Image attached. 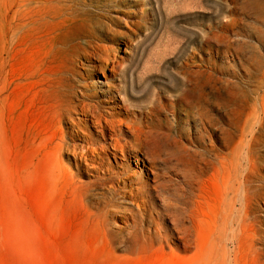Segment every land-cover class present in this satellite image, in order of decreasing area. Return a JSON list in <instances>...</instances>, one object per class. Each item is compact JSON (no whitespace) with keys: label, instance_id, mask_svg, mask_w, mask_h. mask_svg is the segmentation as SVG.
<instances>
[{"label":"rangeland","instance_id":"374dc122","mask_svg":"<svg viewBox=\"0 0 264 264\" xmlns=\"http://www.w3.org/2000/svg\"><path fill=\"white\" fill-rule=\"evenodd\" d=\"M106 48L111 70L87 76ZM263 73L264 0H0V264H204L209 248L220 264L222 246L264 264ZM113 82L120 110L101 102ZM84 103L164 147L73 158L103 143ZM190 108L212 119L200 140Z\"/></svg>","mask_w":264,"mask_h":264},{"label":"bare ground","instance_id":"6f19581e","mask_svg":"<svg viewBox=\"0 0 264 264\" xmlns=\"http://www.w3.org/2000/svg\"><path fill=\"white\" fill-rule=\"evenodd\" d=\"M235 22L236 21H232V20H221L218 24V30H217L218 33L227 32L228 27L233 25ZM209 31L212 32L213 29L209 28ZM227 51H229V50H227ZM104 53L105 54H104L103 67L100 65H97L95 63H90L88 66V71H86L87 76H92L98 72L101 73V75H103L104 73H106V70H109V71L111 70V67H112V59L110 58L111 51L106 48ZM122 72L125 75L124 70ZM109 77H113L115 79H118L112 73L109 74ZM189 81L190 80H186V83H189ZM263 84H264V73L261 75L260 81L255 80V87H259L260 85H263ZM119 88H120V85L113 82L111 84L110 88H108L106 90L104 89V91L102 92L101 102L102 103L115 104L116 108H118L119 110L126 107L127 102L125 101L126 104L125 103L120 104V101H118V99L116 98V95H114V92H115L119 97L121 96V92H120ZM79 92L81 93V95L86 96V94L84 92H82V90L81 91L79 90ZM75 98L77 99L78 95H75ZM91 108H92L91 105H89L88 103H84L83 113L87 117V120H89L91 122V126H93L95 128V130L98 132V134L101 136L103 143L99 140L98 141L99 143L97 142V147L93 146V144L90 143V146L87 149H85V152H83L82 149H80L77 145H71L72 147L70 149V154L73 158H79L78 153H80V157H83V158L87 154H89L90 158H93V157L97 158V155L101 154L102 151L104 152V150H106L107 152H109L113 156H117V154L119 153L122 156V158H124L126 156V154L127 155L132 154V157L134 158V162L136 163V162H139V160H140L138 154H136V153H137V151H139V152L141 151V146H143V145L144 146L148 145L150 147L153 146V148H156V150L158 148L161 149V147L163 146V144H162L163 142H161L160 139H158V138L154 139V141H152L153 143L151 145H149L150 140L148 138L149 135L147 134V132L142 127H139L136 123L130 124V123L125 122V124L123 125L122 122L120 123V121L116 119L117 117H116L115 111H110V112L105 111V113H101L100 111H98V107L95 106V109H97V113H96L95 110L93 111ZM190 109L193 110L192 108H190ZM262 112H263V110L261 108L260 113L262 114ZM192 115L196 116V119H197L196 121H198V123L200 124L199 125L200 128L197 129L198 130L197 131V133H198L197 140L198 139L200 140L201 137L204 135L202 133V130L207 135H208V133L212 132V129H211L212 119H210V117H208L206 114L202 113L199 110H197V111L193 110ZM67 119L70 121L71 127L80 124V122H76V120H74L70 114L67 115ZM193 119H195V118H193ZM83 122H84V124H86L87 121H83ZM123 127H125L126 129L124 130ZM222 130H223V133H225L224 129H222ZM124 134H128V136H130L134 139L136 148L132 147L130 149V148H128V144H130V142H128V141L122 142L123 138L121 139V137ZM161 134H163L164 139L173 136L170 130H166L164 132H161ZM78 148L80 151H78ZM165 148H166V150H169L167 147H165ZM152 151H154V149H152ZM85 160H86V158H85ZM218 162L220 165H222V163H224L221 160H218ZM203 164H206V161H203ZM236 180H238V181H236L237 184H236V187L233 191L234 196H233L232 200L239 204V209L243 210V214H242V217H243L244 215H247L246 209H247V204H248L250 195L252 193V188L249 185L248 178L245 174L241 175L240 178L236 179ZM234 202H233V204H234ZM188 217H190V216H188ZM190 222H191L190 228H194L193 220L191 219ZM172 224H173V226L179 228L180 233H181L179 235V238H181L183 245H186L187 242L189 241L188 234H187L188 227L182 226L180 221L177 218L172 219ZM221 243H223V242L221 241ZM210 251H212L211 248L208 249V253L203 252V256H206V258L204 259V264H216L215 258L217 256L215 258L212 257L211 256L212 253ZM231 256L232 255H230V252L226 251L224 246H222L220 264H230Z\"/></svg>","mask_w":264,"mask_h":264}]
</instances>
